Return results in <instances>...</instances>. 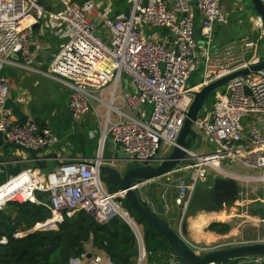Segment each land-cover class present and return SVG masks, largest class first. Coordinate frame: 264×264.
I'll list each match as a JSON object with an SVG mask.
<instances>
[{
	"label": "built area",
	"instance_id": "1",
	"mask_svg": "<svg viewBox=\"0 0 264 264\" xmlns=\"http://www.w3.org/2000/svg\"><path fill=\"white\" fill-rule=\"evenodd\" d=\"M59 1L61 6L53 0H0V138L31 153L57 142L48 125L29 116L19 119L4 108L10 89L1 68L11 65L41 73L67 86L71 90L68 110L73 122H79L92 109L99 124L98 148L93 158L69 160L44 175L39 168H24L0 185V210L9 201L36 202L38 191L47 194L51 216L36 225L42 224L47 229L56 228L64 212L79 210L100 224L114 216L132 221L122 205L125 191L109 192L99 178L100 165L116 167L112 158L102 154L106 140H112L114 152L122 146L133 165L158 163L162 146L166 151L176 146L193 92L261 62L264 55L259 40L264 41L263 21L255 15L258 39L246 36L238 45L233 43L220 50L213 44V32L215 24L227 22L222 0H196L195 6L190 0H125L129 12L114 16L110 3L99 0ZM37 25H45L60 40L46 71L35 67L36 58L43 52L32 40ZM99 27L106 29L104 38L95 33ZM155 28L165 32L151 33ZM200 64L202 80L188 85ZM245 87L250 94L245 93ZM105 90L107 99L102 95ZM214 92L212 103L201 110L192 124L212 150L206 153H197L193 148L185 150L183 159L169 172L177 175L172 180L174 193L160 195V204L152 202L144 192L157 178L135 181L131 188L162 217L169 222L177 221L174 229L183 236L181 226L191 194L208 176V169L237 182L236 203H243L248 184H255L251 189L261 193L263 227L257 242L264 243V68L235 77ZM99 108L105 111L101 113ZM245 117L251 121L246 126L242 124ZM223 162H239L253 173L228 170L222 167ZM154 183L159 185L156 180ZM24 234L25 231L16 232L15 236ZM136 236L142 262L146 252L141 235ZM183 238L198 254L213 249ZM85 252L71 258L68 264L102 262L99 255L86 259ZM248 259L253 264L264 260ZM167 262L179 264L172 250L167 253Z\"/></svg>",
	"mask_w": 264,
	"mask_h": 264
},
{
	"label": "crops",
	"instance_id": "2",
	"mask_svg": "<svg viewBox=\"0 0 264 264\" xmlns=\"http://www.w3.org/2000/svg\"><path fill=\"white\" fill-rule=\"evenodd\" d=\"M108 2L112 5H110L112 16L127 14L129 12L130 7L125 0H111ZM190 2L195 6L196 0H190ZM246 2L247 4H244ZM221 5L227 15V22L214 25L213 44L215 47L222 50L225 46L233 43L238 45L241 39L246 36L254 39L259 38V31L254 24V17L257 14L253 11L249 0H222ZM198 24L199 17L195 27L197 36ZM148 31L151 32L152 29ZM154 32L162 34L165 30L155 28L151 33ZM32 40L35 46H41L43 48L42 54L35 60V67L41 71H46L52 57L58 49L60 40L45 25H37L35 27ZM263 42L259 40L261 45L264 44ZM1 73L6 78L9 89L18 91L19 97L16 99V102H21L23 117L29 116L48 125L57 136V142L40 152L31 153L2 141L0 145V185L24 168L36 169L37 161L40 162V167H38L39 173L44 175L57 168L61 163L69 160L78 158L91 159L95 156L98 144L96 130L98 131L99 124L97 123V128H88L90 122L88 119L94 117L92 114L93 111L82 120V126H78L77 122L72 121L68 110L71 90L67 86L41 73L27 71L11 65H4L1 68ZM105 92L107 91L105 90L102 93L103 96ZM90 132H94L93 137L90 136ZM108 140L109 138L104 145L105 154L109 156L113 153L115 156L113 146V152L108 151L111 146ZM201 142L198 146L201 145ZM34 155L37 157L36 160L33 159ZM49 155L51 158L46 159V156ZM43 162L44 168L41 166ZM49 162L51 163L50 167L45 169ZM220 216L217 220H224L226 215L221 212ZM206 222L205 214L202 211L193 216L191 220H186V224L189 225L188 229L186 227V233L192 241L195 239L196 242L206 243L204 239L211 232L208 231L209 233H206L202 230L201 234H198L197 228L195 227L197 225L201 228ZM169 223L175 228L176 223ZM192 232L195 234V238L190 237V235L192 236ZM85 251H91L93 255L101 256L102 262L100 264L108 263L107 260L109 259L106 254L92 247L91 244L85 248Z\"/></svg>",
	"mask_w": 264,
	"mask_h": 264
},
{
	"label": "trees",
	"instance_id": "3",
	"mask_svg": "<svg viewBox=\"0 0 264 264\" xmlns=\"http://www.w3.org/2000/svg\"><path fill=\"white\" fill-rule=\"evenodd\" d=\"M155 187L151 185L147 191L150 199L154 196ZM108 190L115 192L118 189L108 185ZM35 196L36 202L9 201L0 210V264H68L71 258L80 257L89 243L103 251L112 264H137L139 249L136 233L120 216H114L107 223L100 224L84 210L64 212L63 220L56 228L35 230L16 237V232L32 229L51 216L47 194L37 191ZM122 205L135 226L139 227L149 264H169L167 253L172 249L166 237L143 219L125 199ZM15 213L20 215L23 224L13 222ZM207 229L224 233L229 230V226L212 222ZM3 238L4 242L1 241ZM221 264L253 262L248 258H238ZM257 264H264V260Z\"/></svg>",
	"mask_w": 264,
	"mask_h": 264
},
{
	"label": "water",
	"instance_id": "4",
	"mask_svg": "<svg viewBox=\"0 0 264 264\" xmlns=\"http://www.w3.org/2000/svg\"><path fill=\"white\" fill-rule=\"evenodd\" d=\"M59 6V0H53ZM253 11L262 18L264 27V4L261 0H249ZM47 9L50 7L45 5ZM264 68V57L261 62L250 65L249 67L241 68L231 72L219 79H216L208 84L202 86L199 90L193 92V99L186 114L184 124L178 134L176 146L165 156L160 157L156 164H145L141 166L133 165L129 161V155L124 151L122 146H118L113 153L105 158H112L115 164H119V168L103 164L99 166V178L107 186L111 185L118 190H124V199L138 212V214L148 223L153 225L159 232H161L167 239L169 246L175 253L179 264H221L228 260L238 258H258L264 259V243L253 242L249 244L236 245L229 248L214 249L203 254L195 252L183 238L186 236V222L183 224V236L177 232L169 223V221L162 217L158 212L147 206L137 195L135 190L131 188L135 181L141 179H153L166 175L171 172L183 159L185 150L189 148H196L201 142V136L192 128L193 122L199 116L203 104L208 96L215 90L222 87L229 80L247 74L250 71H258ZM245 93L250 94V90L245 87ZM18 91L9 90V97L4 102V108L10 109L11 112L19 119L23 118L21 112V102H16L18 99ZM195 142V143H194ZM51 156H46V159ZM33 159H37L34 155ZM67 164L66 162L61 165ZM44 168V162L41 164ZM36 168L40 167V162H36ZM149 186L144 188L147 193ZM238 196L237 182L232 178H217L211 187H202L197 184L191 194L188 208L185 214V219L189 215L195 216L201 210L212 211L220 210L224 205L233 204ZM14 223L23 224L22 218L18 213L12 217ZM127 222L133 228L136 235H139L135 224L126 218ZM47 229L42 224L34 226L32 229L26 230L29 233L35 230ZM93 256L91 251L85 252V258L90 259ZM139 258L138 264H141Z\"/></svg>",
	"mask_w": 264,
	"mask_h": 264
},
{
	"label": "rangeland",
	"instance_id": "5",
	"mask_svg": "<svg viewBox=\"0 0 264 264\" xmlns=\"http://www.w3.org/2000/svg\"><path fill=\"white\" fill-rule=\"evenodd\" d=\"M108 1L111 0H102L103 3H110ZM244 4H247L244 3ZM111 5V3H110ZM112 6V5H111ZM98 36L104 38L106 35V29L103 27H99L96 28V32H95ZM264 43V42H263ZM261 55H264V44L262 47V51H261ZM202 65H198L196 71L191 75L189 81H188V85H195L197 83H199L202 80ZM214 95L215 92H212L208 98L206 99L205 103L203 104V108L202 111L207 108V106H209L210 103H212L213 99H214ZM104 98H108V93L105 92L104 93ZM100 112L103 113L105 111L104 108H99ZM92 112V109H90V111L88 113H86L85 115L82 116V118L80 119L79 122H77L78 126H82L81 122L82 120H84V118L87 117V115H89ZM202 113V112H201ZM93 114V112H92ZM94 116V115H93ZM88 120H90L88 128H97L98 126V122L96 117H92L91 119L89 118ZM87 120V123H88ZM102 121V118H101ZM250 118L249 117H245L242 119V124L243 125H248L250 123ZM86 129V128H85ZM193 129L195 130V132L197 134H199L202 138V142L201 145L193 148L197 153H206V152H210L212 150L211 145L206 141L204 135L197 130L194 126ZM95 130V129H94ZM96 136H99V131L96 130ZM111 143L110 148L108 149L109 152H113V148H112V142L109 138L108 140ZM97 148H98V144H97ZM96 148V150H97ZM172 149H168L167 151L165 150V148L162 146L160 151H159V155L160 156H165L168 154V152H170ZM105 146L103 147V151L102 154L103 156H108L105 154ZM51 163L49 162L46 166L45 169H48V167H50ZM116 167L119 168V164L116 163ZM222 167L231 170V171H238L241 173H248V174H252L253 171H251L250 169L244 167L241 163L239 162H235V163H222ZM171 174V173H170ZM169 173H167L164 176L158 177L157 179H155L158 183H154V181L152 182V184L156 185L155 187V191H154V196L153 198H151L152 202H155L156 204H160V199L159 196L162 195L163 193H165V195L167 196H172L174 193V187H173V182L172 180L174 178L177 177V175H175V173H173L172 175H170ZM222 176L216 172H214L211 169H208V176L202 180L199 185L202 187H211L213 182L217 179V178H221ZM255 184H248V189H247V196L244 198V202L241 203L239 201V203L236 201L233 204H229V205H224L222 207V209L220 210H212V211H205V210H201L203 214H207V213H225L226 218L224 220H209L205 223V225L201 228H199L197 225H195V227L197 228V233L201 234V231L204 230V232L209 233L211 232V234L206 235V238L204 239V242L206 243H202V242H196L195 239L193 240V242H196L197 245L203 246L204 248H213L214 249H222V248H229V247H233L236 245H241V244H249V243H253V242H257V240L262 236L263 234V227L262 224L260 223V217H261V209L259 206V198H260V190L258 191H252V186ZM246 185H243V188L246 189L245 187ZM104 187L108 190V186L104 183ZM109 191V190H108ZM117 192V191H115ZM119 194V193H117ZM116 194V195H117ZM148 195V194H147ZM162 199V198H161ZM242 204V205H241ZM199 211V212H201ZM198 213V212H197ZM193 218L192 215H189L187 217V221L191 220ZM184 222H186V219H184ZM182 223V230H183V224ZM212 222H221L224 224H227L229 226V230L227 232L224 233H217V232H213L208 230V225ZM176 223L177 226V221L173 222ZM175 226V227H176ZM187 229L189 228V225L186 224ZM139 227L136 226V229L139 233ZM209 231V232H208ZM186 232V231H185ZM191 233V232H190ZM140 234V233H139ZM194 233L192 232V236L190 235L191 238H195L194 237ZM186 237L191 240L187 233H186ZM89 244H86V247H89ZM139 261V256H138V260H137V264ZM244 263V262H242ZM107 264V263H106ZM141 264H149V261L146 259V256L143 258L142 263Z\"/></svg>",
	"mask_w": 264,
	"mask_h": 264
},
{
	"label": "flooded vegetation",
	"instance_id": "6",
	"mask_svg": "<svg viewBox=\"0 0 264 264\" xmlns=\"http://www.w3.org/2000/svg\"><path fill=\"white\" fill-rule=\"evenodd\" d=\"M236 201H237V198H236ZM213 216H216V217H213ZM219 216H220V214L218 215L217 213H207V214H205V217H206L207 221L212 220V219L217 220Z\"/></svg>",
	"mask_w": 264,
	"mask_h": 264
},
{
	"label": "bare ground",
	"instance_id": "7",
	"mask_svg": "<svg viewBox=\"0 0 264 264\" xmlns=\"http://www.w3.org/2000/svg\"><path fill=\"white\" fill-rule=\"evenodd\" d=\"M101 150H102V149H101V146H100V147H99V152H101ZM217 214L219 215L220 213H217ZM213 217H216V216H213ZM220 217H221V216H219L218 219H219ZM222 218H223V216H222ZM225 218H226V216H225ZM75 264H80V263H75ZM107 264H108V263H107Z\"/></svg>",
	"mask_w": 264,
	"mask_h": 264
}]
</instances>
